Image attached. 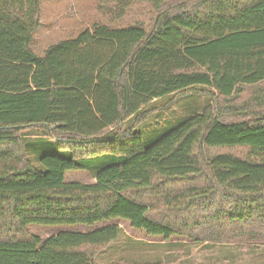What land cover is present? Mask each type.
I'll list each match as a JSON object with an SVG mask.
<instances>
[{
    "label": "trees",
    "instance_id": "1",
    "mask_svg": "<svg viewBox=\"0 0 264 264\" xmlns=\"http://www.w3.org/2000/svg\"><path fill=\"white\" fill-rule=\"evenodd\" d=\"M28 1L0 2V264H96L117 221L166 241L264 246V88L243 99L264 86V0H97L112 22L148 3L155 24H96L43 56L31 48L43 0ZM172 95L212 102L149 145L123 128ZM34 128L64 153L41 168L23 139ZM106 155L118 159L95 182L66 181ZM33 224L94 229L43 240Z\"/></svg>",
    "mask_w": 264,
    "mask_h": 264
},
{
    "label": "rangeland",
    "instance_id": "2",
    "mask_svg": "<svg viewBox=\"0 0 264 264\" xmlns=\"http://www.w3.org/2000/svg\"><path fill=\"white\" fill-rule=\"evenodd\" d=\"M11 2L14 9L29 11L28 0H11ZM96 2L97 0H43L40 25L34 33L31 44L33 52L43 56L50 46L76 38L82 31L92 29L96 24H104L112 28L140 25L150 30L157 18V13L150 4L137 3L130 8L124 18L108 21L98 13ZM262 88L264 86L261 85L247 89L243 99L249 98L250 95L256 96ZM211 102V95L183 97L172 95L158 99L142 109L140 114L143 117L145 115L143 121L132 117L123 124V128L135 126L141 132L144 142L149 145L196 112L203 110ZM113 132L116 130L110 131ZM23 139L27 145L28 156L36 168H41L39 160L44 154L64 155L46 132L39 128L25 131ZM223 151L226 150L217 152ZM233 153L240 155L242 151L234 150ZM117 159L109 155L85 158L82 163L87 168L68 172L66 181L95 182L96 173ZM117 223L122 229L120 237L98 250L96 264H264V246L214 244L198 242L186 237H174L166 241L135 230L128 222L117 221ZM93 229L83 224L28 226L30 233L40 236L43 240L60 232H86Z\"/></svg>",
    "mask_w": 264,
    "mask_h": 264
}]
</instances>
